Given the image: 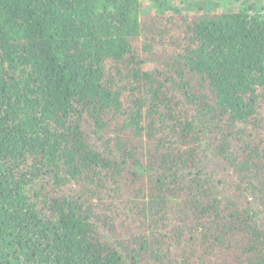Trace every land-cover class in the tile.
<instances>
[{
  "label": "trees",
  "instance_id": "16d2710c",
  "mask_svg": "<svg viewBox=\"0 0 264 264\" xmlns=\"http://www.w3.org/2000/svg\"><path fill=\"white\" fill-rule=\"evenodd\" d=\"M0 0V264H264L263 0Z\"/></svg>",
  "mask_w": 264,
  "mask_h": 264
},
{
  "label": "rangeland",
  "instance_id": "374dc122",
  "mask_svg": "<svg viewBox=\"0 0 264 264\" xmlns=\"http://www.w3.org/2000/svg\"><path fill=\"white\" fill-rule=\"evenodd\" d=\"M178 5H182L181 0H174ZM227 1V0H224ZM231 1V0H228ZM141 2H143V15H145L146 13H148L149 9H150V2L148 0H141ZM262 7L264 10V0L262 2Z\"/></svg>",
  "mask_w": 264,
  "mask_h": 264
}]
</instances>
